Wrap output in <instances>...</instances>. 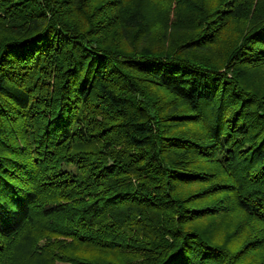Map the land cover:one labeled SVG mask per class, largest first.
<instances>
[{"label": "trees", "instance_id": "trees-1", "mask_svg": "<svg viewBox=\"0 0 264 264\" xmlns=\"http://www.w3.org/2000/svg\"><path fill=\"white\" fill-rule=\"evenodd\" d=\"M112 1L0 0V264H264V0L191 2L176 51ZM229 204L233 245L197 223Z\"/></svg>", "mask_w": 264, "mask_h": 264}, {"label": "rangeland", "instance_id": "rangeland-1", "mask_svg": "<svg viewBox=\"0 0 264 264\" xmlns=\"http://www.w3.org/2000/svg\"><path fill=\"white\" fill-rule=\"evenodd\" d=\"M217 1L218 0H113L112 3H115V5L123 3L128 7H138L145 20L150 23L149 26L152 25L150 29H142L143 32L138 35L140 39L146 38L148 44H152L155 50L170 49L171 51L175 49L174 51H176L178 49L176 44L177 35L180 41L183 38L190 37L192 33L195 32V30L193 31V25L188 26L190 30L186 29L185 34L177 28L173 29L176 25L181 24L182 21H186L185 18H190V13L197 14L192 13V8L195 6H193L191 2L196 4L202 2V5H207L211 8L216 5ZM218 21L215 20V22H212V27H214ZM240 26L242 25L238 22H230L226 24L223 23L219 28L215 27L216 32L215 35L212 36L214 39L206 40L203 50H196V52L200 54L198 56L205 58L207 61H218L217 63L222 64L223 59L226 57V53H230L231 49L236 44L237 37L239 36V31L237 29ZM212 27L208 29V32H212ZM208 38L210 37H207V39ZM128 43L130 42H127V40L123 41V44L127 45ZM227 50L230 51L227 52ZM249 80L250 83L248 86L250 89L259 90L261 92L264 91L263 70H255ZM148 92L154 96L156 95L165 105L167 103L172 104L171 101L173 98L170 93L167 94L160 90H157V93H155L153 88L150 87ZM181 109H184V105L182 104L179 105V110ZM189 127H195V125H188L187 128ZM228 207L225 214L221 215L218 220H214L215 218H205L203 221H197V223L201 228L206 227L211 229L212 233L219 237V241H227L230 239L232 245L237 241L242 243L245 236H242L241 233L247 220L243 218L240 212L230 206V204ZM9 260L12 261L11 258Z\"/></svg>", "mask_w": 264, "mask_h": 264}]
</instances>
